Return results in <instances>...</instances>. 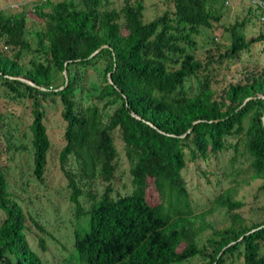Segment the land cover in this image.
<instances>
[{
  "label": "trees",
  "instance_id": "16d2710c",
  "mask_svg": "<svg viewBox=\"0 0 264 264\" xmlns=\"http://www.w3.org/2000/svg\"><path fill=\"white\" fill-rule=\"evenodd\" d=\"M218 2L172 0L171 13L164 11L143 22L140 0H123L118 10L110 8L108 0H37L30 3L42 21V29L34 32V49L24 39L25 13L0 11V42L7 47L0 50V84L13 96L31 100L32 174L38 181L49 149L38 98L57 97L62 106L64 144L57 158L75 222L66 261L186 264L200 257L203 264H225L239 256L244 264H264L260 253L264 208H259L263 215L260 222L245 225L233 214L242 203L226 194L217 196L214 205L229 213V225L212 230L200 247L199 235L208 225L203 216L194 214L180 174L186 155L190 161L205 160L223 151L227 138L237 136L242 138L253 178L262 180L264 188V70L247 74L242 83L228 84L217 99L210 86L213 58L202 63L192 53L191 37L199 28L212 29L218 23L220 15L214 11ZM242 25L234 23L223 29L229 47L217 56L218 61L235 60L251 45L264 43V34L245 39L239 31ZM28 55L37 58L23 67L20 61ZM97 60L104 63V75L96 99L111 109L105 121L97 106L78 109L73 100L75 90L80 89L73 69ZM63 70L67 83L53 86ZM19 76L36 87L8 79ZM191 79L193 89L186 84ZM247 98L251 99L243 103ZM114 130L119 133L128 164L131 190L125 195L114 193L112 186L117 168ZM236 146H231L234 153ZM70 159L74 172L65 169ZM148 180L157 195L154 205L145 200ZM82 181L104 184L98 196H88L87 210L78 200L82 191L77 184ZM0 211V264H42L26 240L25 214L10 198L1 167ZM28 219L35 230L44 233ZM37 245L45 250L41 238Z\"/></svg>",
  "mask_w": 264,
  "mask_h": 264
},
{
  "label": "rangeland",
  "instance_id": "374dc122",
  "mask_svg": "<svg viewBox=\"0 0 264 264\" xmlns=\"http://www.w3.org/2000/svg\"><path fill=\"white\" fill-rule=\"evenodd\" d=\"M37 0H0V9L5 14H14L20 11L25 13L26 26L24 39L32 49L36 42L34 32L42 29V21L32 12L30 3ZM60 1V0H53ZM78 3L79 0H73ZM130 2L136 0H128ZM143 5L142 21L148 22L161 15L164 11L172 12V0H140ZM230 5L225 6L223 0L215 6L220 18L212 29L199 28L198 34L191 38L194 42L192 53L202 63L209 60L211 89L218 99L228 84L242 83L247 74L264 70V43L257 42L246 51L239 54L235 60L218 61L217 56L229 47V36L223 29L234 23H243L240 33L245 39L254 38L258 34H264V23H259L256 13L249 10L246 0H229ZM17 5L16 9L8 4ZM18 3V4H17ZM109 7L118 10L123 0H108ZM120 33L125 34L122 21ZM10 54H8L9 57ZM36 56H24L20 64L28 66V60H34ZM38 60V59H37ZM73 69V68H72ZM75 75L78 76L79 88L75 90L73 97L78 109L94 105L100 109L103 121L111 113L110 108L102 107V103L96 99V95L102 85L104 75V63L97 60L86 67H75ZM72 70V71H73ZM22 77V76H19ZM28 80V79H27ZM67 75L59 74L53 81V86L67 83ZM192 89L195 87L193 79L186 82ZM20 92H24L21 89ZM39 109L43 113L49 149L46 155L45 171L41 181L35 179L32 174V155L30 146L31 100L27 97H15L0 84V167L6 181L10 198L17 203L26 217V240L33 252L40 258L42 264H76L73 259L66 261V255L71 250L72 232L74 229L73 207L68 201V190L65 179L59 170L58 152L63 141L64 121L60 113L62 106L57 97L38 98ZM113 144L116 149L115 179L112 182L114 193L118 195L128 194L131 190L128 164L123 156L122 142L118 131L112 132ZM237 144V152L234 153L231 146ZM65 169L74 172L75 166L70 159ZM188 199L193 212L198 217L203 216L208 228L198 238L199 246L205 245L206 238L212 230H218L229 225V213L214 204L217 196L226 194L232 201L242 203V206L233 211L245 225L258 223L263 219L264 188L263 181L253 178V171L249 164V157L245 153L241 137L226 139V148L209 155L205 160L196 159L190 161L186 155V164L180 172ZM148 189L145 200L149 205L157 203V195L154 192L151 180L147 181ZM82 191L79 203L83 210L88 208V196H98L104 184L95 181L92 185L82 182L77 184ZM2 212L0 211V218ZM40 225L44 233H39L29 223V219ZM81 222L83 219L80 220ZM37 238H41L44 251L37 245ZM260 253L264 254V243ZM186 264H203L200 257L193 258ZM225 264H244L241 257L233 256L226 260Z\"/></svg>",
  "mask_w": 264,
  "mask_h": 264
},
{
  "label": "water",
  "instance_id": "95a60500",
  "mask_svg": "<svg viewBox=\"0 0 264 264\" xmlns=\"http://www.w3.org/2000/svg\"><path fill=\"white\" fill-rule=\"evenodd\" d=\"M100 49H101V47L98 48L97 50H95L94 52H92V53L88 56V58H92L93 56H95V55L100 51ZM65 65H66V64H64L63 67H65ZM62 74H63V76H64V78H65L66 73H65L64 70L62 71ZM106 77H107V81H108V83L111 84L110 74H107ZM8 79H9V80H16V81H18V82H21V83H23V84H26V85L31 86V87H34V88L36 87L31 81H29V80H27V79H25V78H23V77H8ZM38 89L43 90V89L40 88V87H39ZM249 99H251V98H247V99H245V100L243 101V103H245V102H246L247 100H249ZM131 116L134 117V118H136V119H138V117H136L134 114H131ZM261 122H262V126H263V129H264V113H263V116L261 117ZM148 125H149L151 128L155 129L157 132H159V133L162 134V132L158 131V130H157L155 127H153L151 124H148ZM189 131H190V129L187 130L185 134H183V135H181V136H179V137H180V138H183V137H184Z\"/></svg>",
  "mask_w": 264,
  "mask_h": 264
},
{
  "label": "built area",
  "instance_id": "2783aa9c",
  "mask_svg": "<svg viewBox=\"0 0 264 264\" xmlns=\"http://www.w3.org/2000/svg\"><path fill=\"white\" fill-rule=\"evenodd\" d=\"M248 7L253 10L258 18L259 23H264V0H246ZM225 6L230 5L229 0H223ZM11 8L16 9L17 5L11 6ZM0 50H7V47L2 45L0 42Z\"/></svg>",
  "mask_w": 264,
  "mask_h": 264
},
{
  "label": "crops",
  "instance_id": "0c3cea01",
  "mask_svg": "<svg viewBox=\"0 0 264 264\" xmlns=\"http://www.w3.org/2000/svg\"><path fill=\"white\" fill-rule=\"evenodd\" d=\"M29 1H30V0H29ZM17 4H18V3H17ZM13 5H14L13 3H12V4H11V3L8 4V6H13ZM4 7H6L5 4H2V7H1L0 11H3L2 9H3Z\"/></svg>",
  "mask_w": 264,
  "mask_h": 264
}]
</instances>
